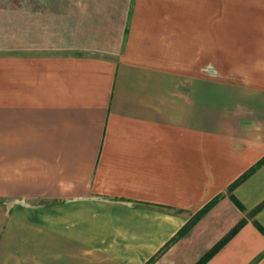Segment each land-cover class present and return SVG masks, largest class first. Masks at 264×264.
Instances as JSON below:
<instances>
[{
  "label": "crops",
  "instance_id": "1",
  "mask_svg": "<svg viewBox=\"0 0 264 264\" xmlns=\"http://www.w3.org/2000/svg\"><path fill=\"white\" fill-rule=\"evenodd\" d=\"M229 7L16 6L20 41L0 53V264H197L242 221L207 264H264V164L230 191L264 159V88L198 64V30L224 27Z\"/></svg>",
  "mask_w": 264,
  "mask_h": 264
},
{
  "label": "rangeland",
  "instance_id": "2",
  "mask_svg": "<svg viewBox=\"0 0 264 264\" xmlns=\"http://www.w3.org/2000/svg\"><path fill=\"white\" fill-rule=\"evenodd\" d=\"M62 1L0 0V53L12 51L20 41L14 33L19 27L16 14H21L16 6ZM228 16L224 27L204 30L206 35L198 30L199 67L206 64L207 74L215 79L264 88V0H230ZM5 212L7 206L0 202V220Z\"/></svg>",
  "mask_w": 264,
  "mask_h": 264
},
{
  "label": "trees",
  "instance_id": "3",
  "mask_svg": "<svg viewBox=\"0 0 264 264\" xmlns=\"http://www.w3.org/2000/svg\"><path fill=\"white\" fill-rule=\"evenodd\" d=\"M262 164H264V159L257 164L255 167H253L249 172H247L242 178H240L237 182H235L231 187L230 191L232 192L234 188L239 185L241 182H243L245 179H247L252 173H254ZM218 198L214 199L212 202H210L208 205H206L202 210H200L179 232L177 237L175 238V241L178 239H181L185 236H187L190 231L197 225V223L211 210L213 206H215L218 202ZM262 206L257 208L256 211L260 210ZM256 211H254L252 214H255ZM251 214V215H252ZM245 224V221H242L240 224H238L224 239H222L217 245H215L207 254H205L197 264H207L227 243L231 240V238L239 231V229ZM256 226L261 229L259 224L255 223ZM262 230V229H261ZM174 242V241H173ZM171 242L170 244H172ZM167 245L168 246H170ZM154 261V260H153ZM152 263V262H151Z\"/></svg>",
  "mask_w": 264,
  "mask_h": 264
}]
</instances>
